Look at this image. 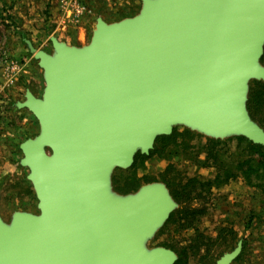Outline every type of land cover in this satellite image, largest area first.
<instances>
[{
  "label": "water",
  "instance_id": "95a60500",
  "mask_svg": "<svg viewBox=\"0 0 264 264\" xmlns=\"http://www.w3.org/2000/svg\"><path fill=\"white\" fill-rule=\"evenodd\" d=\"M140 1L132 17H99L88 44L52 36L48 53L25 41L45 83L16 105L39 124L20 145L38 213L7 222L0 208V264H175V251L149 246L180 207L170 189L120 194L114 171L176 127L264 147L248 110L251 82L264 81V0Z\"/></svg>",
  "mask_w": 264,
  "mask_h": 264
},
{
  "label": "rangeland",
  "instance_id": "374dc122",
  "mask_svg": "<svg viewBox=\"0 0 264 264\" xmlns=\"http://www.w3.org/2000/svg\"><path fill=\"white\" fill-rule=\"evenodd\" d=\"M140 9V0H0V208L5 221L9 222L15 211L38 213V201L27 180L29 170L20 165L23 157L20 145L39 133V124L28 110L18 109L16 105L25 101L27 90L41 97L45 83L43 71L25 41L48 53L52 52V36L69 45H85L90 42L99 17L113 23L136 15ZM175 129L178 133L183 131V127ZM204 143L203 139L200 145L198 140L191 142L195 147L188 157L168 147L162 154L137 160L127 170L116 169L113 187L123 194L120 189L130 178L137 180L140 187L162 182L161 175L169 164L175 167L178 182L185 184L190 178L206 181L214 175L213 169L202 167ZM230 147L228 160L233 159L234 142ZM246 187L244 182H232L212 189L207 200L208 214L198 222V228L210 242H215L221 228L234 230L236 238L214 243L209 254L203 251L190 257L187 264H215L240 240L247 243L246 253L233 264H264V195L260 190ZM253 211L256 217L252 216ZM163 228L149 243L150 247L186 246L195 233Z\"/></svg>",
  "mask_w": 264,
  "mask_h": 264
},
{
  "label": "trees",
  "instance_id": "16d2710c",
  "mask_svg": "<svg viewBox=\"0 0 264 264\" xmlns=\"http://www.w3.org/2000/svg\"><path fill=\"white\" fill-rule=\"evenodd\" d=\"M261 62L264 65V54ZM248 110L251 117L264 128V81L251 82ZM201 139L205 141L203 145L205 160L202 167L213 169L214 176L212 178L206 181L190 178L183 184L178 182V175H174L176 169L172 164H169L161 175V181L167 185L173 198L180 205L179 209L171 214L163 229L170 230L175 227V229H178V233L183 231L195 232L186 246L177 248L172 244L164 245L170 246L178 255V260L175 264H187L190 257L198 256L203 251L209 254L214 243L218 242L222 244L229 237H232V239L236 238L234 230L221 228L215 238V242H210V239L204 236L198 228V222L208 214L207 200L214 187L218 189L241 179L247 186L254 190H260L264 195V147L253 144L243 137L216 140L206 138L186 128H183V131L180 133L174 129L170 136L157 138L154 149L148 156L138 153L135 156V162L162 154L168 147H174L176 153L186 154L185 156L188 157L190 150L195 147V145H191V142L198 140V145H200ZM232 142L235 145V152L231 153L232 155L234 154L232 156L233 159L228 160L226 155L230 153V144ZM194 160H196L195 157ZM139 188L137 180L130 178L125 181L120 190L124 192L123 194H128L136 192ZM252 216L256 217L254 211L252 212ZM246 244V241H243V251L235 262L240 261L245 255Z\"/></svg>",
  "mask_w": 264,
  "mask_h": 264
},
{
  "label": "crops",
  "instance_id": "0c3cea01",
  "mask_svg": "<svg viewBox=\"0 0 264 264\" xmlns=\"http://www.w3.org/2000/svg\"><path fill=\"white\" fill-rule=\"evenodd\" d=\"M80 41L82 42V40L78 38V42H79V44H81V42H80ZM83 41H84V40H83ZM234 182H241V183H243L244 181H243V180H241V179H239V180L233 181V183H234ZM231 183H232V182H231ZM229 184H230V183H229ZM229 184H228V185H229ZM244 184H245V182H244ZM245 185H246V184H245ZM246 186H247V185H246ZM246 188H250V187H249V186H247ZM221 192H222V190H221ZM237 201H238V200H237Z\"/></svg>",
  "mask_w": 264,
  "mask_h": 264
},
{
  "label": "built area",
  "instance_id": "2783aa9c",
  "mask_svg": "<svg viewBox=\"0 0 264 264\" xmlns=\"http://www.w3.org/2000/svg\"><path fill=\"white\" fill-rule=\"evenodd\" d=\"M16 68H17V67H16V66H14L12 69H13V70H15Z\"/></svg>",
  "mask_w": 264,
  "mask_h": 264
}]
</instances>
